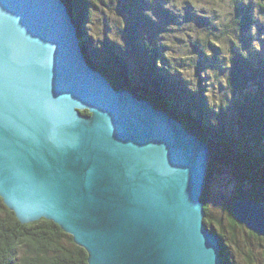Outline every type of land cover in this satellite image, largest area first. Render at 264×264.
Segmentation results:
<instances>
[{
	"label": "water",
	"instance_id": "obj_1",
	"mask_svg": "<svg viewBox=\"0 0 264 264\" xmlns=\"http://www.w3.org/2000/svg\"><path fill=\"white\" fill-rule=\"evenodd\" d=\"M80 44L62 0H0V198L21 224H57L88 264H222L204 222L209 147ZM231 209L264 243V205Z\"/></svg>",
	"mask_w": 264,
	"mask_h": 264
},
{
	"label": "trees",
	"instance_id": "obj_2",
	"mask_svg": "<svg viewBox=\"0 0 264 264\" xmlns=\"http://www.w3.org/2000/svg\"><path fill=\"white\" fill-rule=\"evenodd\" d=\"M62 1L68 7L73 23L75 18H80V20L85 16L87 18L86 14L94 12L100 3V0ZM127 2L128 5L132 3V12L127 20V28L124 27L121 31L125 36L127 35L128 46L118 44L115 39L109 36L103 42L102 47L98 46L97 49H94L96 52L95 59L88 48L84 49L86 55L90 54L94 65L102 70L115 87L120 90L125 88L129 91L127 87H130L134 92V89H138L136 82L134 83L131 78L132 72L137 68L131 65V59L130 62H127L124 58L125 64L122 57L115 53L117 51L124 52V55L127 54L128 56L130 54L136 55L137 63L141 69L143 68L146 72L150 70L157 76L159 82L161 80L155 66L156 62L166 64L170 68L173 67L176 72L174 77H178L177 68L179 66H172L168 56H165L167 51L161 52L159 47L146 49L145 42L140 39L138 31L143 26L150 27L146 18L147 15L144 16L139 9L142 4L147 6L146 0H127ZM157 12L160 16H168V19L171 20L165 8H157ZM92 22L94 24V19ZM76 32L79 39H82L77 25ZM108 32L111 33V28ZM96 36H99V32L94 33V39ZM131 36L134 37V40ZM193 45L194 43L191 44V46ZM120 46L122 48H119ZM99 54L100 56L103 55V59L98 57ZM255 57L248 58L254 61L256 65L250 64L248 59H245L239 62V65L235 66L234 69L229 70L227 88L235 100L232 105L219 108L220 112H214L207 108L206 98L202 95L199 103H196L194 99H189V104L184 106L181 96H188V94L186 87L182 85L185 83L179 77V80H173L171 85L160 86L154 90V95L164 92L171 95L170 99H165V96H154L148 92H140L142 99L148 97L156 109L179 121L187 130L193 131L210 149L211 154L202 195L206 213L204 222L208 228L213 229L220 241L222 264H237L234 256L236 253H238L237 257H240L242 264H264L263 239L237 224L230 213L233 202L243 198H250L264 204V70L259 64L264 61L257 59L259 62L257 63ZM201 58H198L197 51L194 62L189 64L190 66L186 71L197 77L201 69V61L204 62L203 59H205L201 60ZM172 60L175 61L176 58L172 57ZM177 60L181 61L178 58ZM183 61L186 62V58H183ZM121 69L127 77L116 78L118 75H114L113 71ZM168 76L171 78L169 72ZM187 81L191 83L190 79ZM246 86L255 87V92L246 90ZM136 96H138L137 93ZM166 100H170L171 104H167ZM189 109H191L189 115L184 116ZM192 112L196 113L199 118L196 119L191 114ZM227 114H231L233 117L235 114L237 120L230 116L226 120ZM207 118L211 124L208 123ZM234 123L237 125L236 132L234 131ZM242 147L244 148L242 149ZM228 182L231 186L227 184ZM242 182L245 188L253 186L252 191L241 190ZM215 188L222 193L221 197L214 195ZM218 198L220 200L215 206ZM241 231H244L245 238L249 241L252 240L253 243V246H250L252 248L247 252L243 248H239L238 233ZM257 251L260 252L259 258L261 259L259 261L255 259ZM87 258L86 251L74 243L72 237L57 224L47 219H40L30 224H21L0 198V264H88Z\"/></svg>",
	"mask_w": 264,
	"mask_h": 264
},
{
	"label": "rangeland",
	"instance_id": "obj_3",
	"mask_svg": "<svg viewBox=\"0 0 264 264\" xmlns=\"http://www.w3.org/2000/svg\"><path fill=\"white\" fill-rule=\"evenodd\" d=\"M145 3L147 6L142 4L139 9L144 16L147 15L146 18L150 23V27L143 26L138 31V34L140 39L145 42L146 49L159 47L161 52L167 51L165 56H168L172 66H179L177 68V76L185 83L181 84L186 87V93L188 94V96H181L183 105L187 106L189 99H194L196 103H199L202 96L206 98L207 108L214 112H220L219 108H226L232 105L235 98L227 88L229 70L234 69L235 66L239 65V62L245 59H248L250 64L256 65L250 59L254 56H256V62L257 59L264 61V0H146ZM64 4L66 5L65 2ZM98 5L94 12L86 14L87 18L86 16L81 20L80 18H75L74 27L76 29L77 25L82 35L79 47L81 48L84 61L93 70L104 73L94 65L90 54L86 55L84 49L88 48L95 59L94 49H97L98 46L102 47L103 42L109 36L115 39L118 44L128 46L127 35L125 36L121 29L124 27L126 29L128 26L127 20L132 12V3L128 5L127 0H100ZM157 8H165L171 20L168 19V16H160ZM92 19H94V24ZM110 28L111 33L108 32ZM95 32H99V36L94 39L93 35ZM131 37L134 40V37ZM193 43L194 45L191 46ZM119 48L122 47L120 46ZM197 51L198 58L202 57L201 60L205 59H203L204 62L201 61V69L196 77V75L193 76L186 69L189 68L191 62H194ZM117 52L115 53L122 57L124 63L125 59L127 62H130L131 59V65L137 68V70L133 69L134 72H132L131 78L134 83L136 82L138 89H134V93L130 87L127 88L133 94L136 95L137 93L139 98L141 97L140 92H148L154 95L155 89L160 88V86L171 85L173 80L178 79V77H174L176 72L173 67L170 68L166 64H159L158 62H156V66L153 62L161 80L159 82L157 76L151 73L150 70L146 72L143 68L141 69V66L137 63L138 58L136 55L130 54L128 56L127 54L124 55V52ZM98 57L103 59V55L100 56L99 54ZM172 57H175L176 60L173 61ZM177 58L181 61H178ZM183 58H186L187 61L184 62ZM259 64L264 70V62ZM186 65L187 67H185ZM168 72L171 78H169ZM113 74L118 75L116 78L120 79L124 78L123 76L127 77L122 69L114 70ZM189 79L191 83L187 81ZM245 89L250 92H255L256 90L255 87L250 86H246ZM154 96H165V99H170L171 97V95L164 92ZM144 100L154 106V103L148 97L144 98ZM166 103L171 104V101L166 100ZM249 104L251 103L249 102ZM190 110L184 116H188ZM191 114L196 119L199 118L196 113L192 112ZM233 115L234 117L231 114H227L226 120L229 119V116L237 120L236 115ZM208 123L211 124V121L208 120ZM233 126L236 132L237 125L234 123ZM246 156L248 157L249 155ZM229 185L231 186V184ZM252 187L248 186L245 188L243 187V182L241 184V190L252 191ZM213 193L214 195L222 196V193L217 188H215ZM1 200L6 206L2 198ZM10 211L14 213L12 210ZM245 237L244 231L238 233V238H240L239 248H243L247 252L252 248L250 246H253V243ZM256 253L255 259L259 261L261 259L259 258L260 252L257 251ZM237 254H234L237 264H242ZM232 259L234 260L233 256Z\"/></svg>",
	"mask_w": 264,
	"mask_h": 264
},
{
	"label": "bare ground",
	"instance_id": "obj_4",
	"mask_svg": "<svg viewBox=\"0 0 264 264\" xmlns=\"http://www.w3.org/2000/svg\"><path fill=\"white\" fill-rule=\"evenodd\" d=\"M64 3V2H63ZM78 30V29H77ZM96 53V52H95ZM92 54V53H91ZM94 56V55H93ZM106 78H108L104 73H102ZM122 90H125L126 92H128V90H126L125 88H123ZM129 93V92H128ZM135 100L140 99L138 96H136L135 94L129 93ZM137 98V99H136ZM158 111H160L158 109ZM190 131V130H189ZM250 199V198H249ZM252 200V199H251ZM254 201V200H253ZM264 205V204H263ZM87 253V252H86Z\"/></svg>",
	"mask_w": 264,
	"mask_h": 264
}]
</instances>
